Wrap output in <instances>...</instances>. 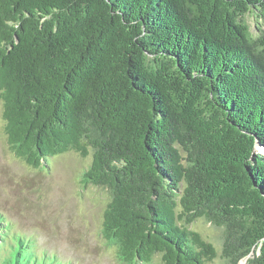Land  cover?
Wrapping results in <instances>:
<instances>
[{"label":"trees","instance_id":"1","mask_svg":"<svg viewBox=\"0 0 264 264\" xmlns=\"http://www.w3.org/2000/svg\"><path fill=\"white\" fill-rule=\"evenodd\" d=\"M0 101L28 167L91 156L119 264L213 261L198 219L264 264V0H0ZM0 264L71 262L0 214Z\"/></svg>","mask_w":264,"mask_h":264},{"label":"rangeland","instance_id":"2","mask_svg":"<svg viewBox=\"0 0 264 264\" xmlns=\"http://www.w3.org/2000/svg\"><path fill=\"white\" fill-rule=\"evenodd\" d=\"M246 20L255 25V17L247 15ZM4 124L0 101V214L11 232L34 240L39 250L63 262L119 264L101 236L107 193L80 183L91 156L68 152L49 159L40 169L30 168L10 152ZM189 229L213 245L217 257L207 264H225L220 257L222 231L203 219ZM150 264H160L159 256Z\"/></svg>","mask_w":264,"mask_h":264}]
</instances>
